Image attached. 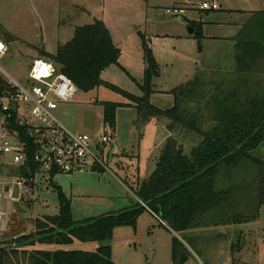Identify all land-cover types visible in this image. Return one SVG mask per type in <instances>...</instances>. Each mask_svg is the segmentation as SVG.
Masks as SVG:
<instances>
[{"label":"rangeland","instance_id":"rangeland-1","mask_svg":"<svg viewBox=\"0 0 264 264\" xmlns=\"http://www.w3.org/2000/svg\"><path fill=\"white\" fill-rule=\"evenodd\" d=\"M209 1L217 2L220 10L199 16V6ZM263 9L264 0H0V36L8 45L0 68L22 84L35 59H52L59 46L74 37L78 27L91 25L98 19L121 50L120 65L106 69L101 79L134 97H144L141 86L146 69L144 47L148 43L160 68L149 101L156 108L166 110L175 103L172 91L197 76L213 83L206 89L210 96L215 90L220 91L218 83L235 69L237 35L249 23L251 13ZM191 21L203 22L199 31L202 37ZM238 23L244 25L236 35ZM231 36L235 38L218 39ZM0 77L7 80L1 72ZM107 103L122 105L117 108L113 128L104 123ZM133 103L111 88L101 86L89 93L78 89L74 100L60 107L55 116L72 132L95 138L108 132L114 134L116 144L108 150L112 153L108 166L102 172L86 168L72 174L39 177L30 194L11 204L8 194L3 193L0 213L5 216L3 226L0 221V247L13 242L14 237L34 234L39 229L37 222L57 215L59 198L55 188H60L71 202L73 219L78 222L136 204L146 209L136 228L115 229L110 243L115 264H175L174 238L187 249V257L182 256L188 258L184 264H264V203L254 222L216 227L214 222H208L197 231L177 234L136 196V190L153 173L169 137L177 138L186 154L193 146L179 135L170 134L158 120L141 128L136 126L137 110ZM255 155L264 161V144ZM14 171L4 167L2 179ZM81 245L89 251L101 246ZM39 247L55 251L60 246Z\"/></svg>","mask_w":264,"mask_h":264},{"label":"trees","instance_id":"trees-1","mask_svg":"<svg viewBox=\"0 0 264 264\" xmlns=\"http://www.w3.org/2000/svg\"><path fill=\"white\" fill-rule=\"evenodd\" d=\"M197 27L201 31L202 26ZM198 34L202 37V32ZM236 40L235 69L218 83L220 91L210 96L206 89L213 83L197 76L172 91L175 103L166 110L149 101L160 68L148 43L141 86L144 97H134L101 79L106 69L120 65L121 50L98 19L78 27L74 37L59 46L52 58L83 93L105 86L134 102L135 125L139 128L158 120L170 134L193 146L186 154L184 145L169 137L153 173L136 190V196L177 234L197 231L208 222H214L215 227L254 222L264 203V161L255 155L264 144V9L252 13ZM4 87L0 77V93ZM120 106L104 104V123L111 128ZM29 169L19 168L11 176L29 178L35 166L30 163ZM55 192L58 214L37 222L39 229L34 234H23L0 247V264H115L110 246L115 229L136 228L146 209L136 204L78 222L73 219L71 202L60 188ZM76 243L101 246L96 251L71 248ZM44 244L66 249L38 247ZM187 255L184 244L174 238V263L179 264Z\"/></svg>","mask_w":264,"mask_h":264},{"label":"built area","instance_id":"built-area-1","mask_svg":"<svg viewBox=\"0 0 264 264\" xmlns=\"http://www.w3.org/2000/svg\"><path fill=\"white\" fill-rule=\"evenodd\" d=\"M201 9L216 11L220 6L204 2ZM7 53L8 45L0 36V61ZM27 70L26 80L20 84L0 68L7 78L1 77L5 87L0 93V199L9 186L10 192L6 194L11 202L30 194L39 177L72 174L94 166L107 168L111 154L108 150L116 144L113 133L98 138L74 133L56 118L60 107L74 100L78 88L53 59H35ZM30 163L35 166L33 176L2 179L4 167L30 170ZM15 186L20 190L19 199L12 197ZM4 216L0 213V220Z\"/></svg>","mask_w":264,"mask_h":264},{"label":"crops","instance_id":"crops-1","mask_svg":"<svg viewBox=\"0 0 264 264\" xmlns=\"http://www.w3.org/2000/svg\"><path fill=\"white\" fill-rule=\"evenodd\" d=\"M210 2V1H209ZM217 3V2H215V1H211V3ZM204 2H202V4H203ZM201 4V5H202ZM218 4V3H217ZM201 5L199 6V16H203V15H208L210 12H212V11H208V10H202L201 9ZM219 5V4H218ZM220 6V5H219ZM221 8V7H220ZM220 10V9H219ZM219 10H216V11H219ZM237 10H228L227 12H235V13H243V11H238V12H236ZM253 13V12H252ZM251 13V14H252ZM203 22L202 21H200V22H196V21H191L190 22V24L191 25H193V24H195L196 26H198V25H201ZM236 26H237V29H236V35H237V33L240 31V29L243 27V25H244V23H238V24H235ZM193 27V26H192ZM233 38H235V36L233 37V36H231V37H228V38H218V39H233ZM215 39V38H214ZM111 156H112V153L110 154V158H111ZM10 201V200H9ZM12 202L10 201V204H11ZM1 222H2V226H3V223H4V221H3V218L0 220ZM1 230H3L2 228H1ZM172 231V230H171ZM173 232V231H172ZM5 234H2V236H4ZM0 236H1V234H0ZM16 238H18V237H14V239H16ZM39 247V246H38ZM78 248V247H80L81 249H83V248H85V246H83V245H81V243H76L75 245H73L71 248ZM67 248H70V247H67ZM41 249V248H40ZM62 250V249H66L65 247H59V250Z\"/></svg>","mask_w":264,"mask_h":264},{"label":"water","instance_id":"water-1","mask_svg":"<svg viewBox=\"0 0 264 264\" xmlns=\"http://www.w3.org/2000/svg\"><path fill=\"white\" fill-rule=\"evenodd\" d=\"M191 32H192L191 34H193V30ZM240 149H241V146L238 147V150H240ZM91 170L93 172H102L103 171V168H101L99 166H94V167L91 168ZM5 192L6 193H9L10 192V187L9 186H7L5 188ZM19 194H20V190L18 189L17 186H15L14 189L12 190V197L14 199H19V196H20ZM187 260H188V258L182 257V264H184Z\"/></svg>","mask_w":264,"mask_h":264}]
</instances>
